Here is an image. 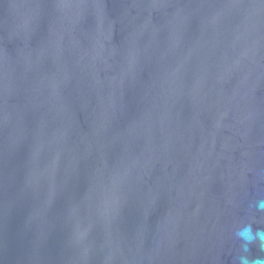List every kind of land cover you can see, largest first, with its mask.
Here are the masks:
<instances>
[{"label":"water","instance_id":"obj_1","mask_svg":"<svg viewBox=\"0 0 264 264\" xmlns=\"http://www.w3.org/2000/svg\"><path fill=\"white\" fill-rule=\"evenodd\" d=\"M262 199L264 0H0V264L264 258Z\"/></svg>","mask_w":264,"mask_h":264},{"label":"clouds","instance_id":"obj_2","mask_svg":"<svg viewBox=\"0 0 264 264\" xmlns=\"http://www.w3.org/2000/svg\"><path fill=\"white\" fill-rule=\"evenodd\" d=\"M259 210H264V199L256 202L255 205ZM237 236L241 239L251 242L258 241L261 248H264V230H257L253 232L250 224L244 225L238 232ZM247 251V248H245ZM238 264H264V258H258L255 260H249L247 255H241L239 257Z\"/></svg>","mask_w":264,"mask_h":264}]
</instances>
